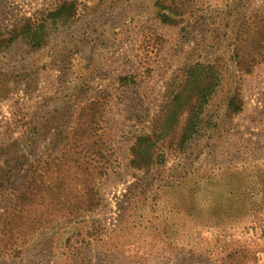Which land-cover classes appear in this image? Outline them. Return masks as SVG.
<instances>
[{
    "label": "rangeland",
    "instance_id": "rangeland-1",
    "mask_svg": "<svg viewBox=\"0 0 264 264\" xmlns=\"http://www.w3.org/2000/svg\"><path fill=\"white\" fill-rule=\"evenodd\" d=\"M64 1L74 19L48 28L42 48L18 38L0 53V149L35 140L37 165L56 168L46 157L90 120L69 166L102 173L97 204L30 231L0 264H264V0H0V33ZM195 62L220 73L197 134L133 169L130 148ZM11 183L0 186V219Z\"/></svg>",
    "mask_w": 264,
    "mask_h": 264
},
{
    "label": "trees",
    "instance_id": "trees-1",
    "mask_svg": "<svg viewBox=\"0 0 264 264\" xmlns=\"http://www.w3.org/2000/svg\"><path fill=\"white\" fill-rule=\"evenodd\" d=\"M162 10L170 11V8L164 7ZM74 15L75 4L64 1L54 10L42 13L40 19L33 18L18 30L0 33V53L18 38L30 49L42 48L48 28L68 24ZM162 19L171 21L166 15ZM219 82L220 73L214 65L198 62L188 65L181 87L166 101L152 134L136 138L130 148V167L143 171L162 164L163 156L159 153L161 145L177 136L181 148L190 141L198 132L201 116ZM228 108L234 112L240 110L234 99L229 101ZM91 124L90 120L86 121L81 135L73 134L76 139L66 140L58 156L49 154L46 157L47 162L60 163L62 167L58 165L51 169L37 165L39 161L35 160L36 154L32 151L35 140L18 139L9 143L5 149H0L3 153L8 151L0 173V186L4 182H17L15 188L11 183L10 198L2 204L0 256L18 255L30 231L36 234L68 226L75 217L96 207L93 183L102 173L79 168L73 170L69 166L79 164V154L75 151L81 145V136L90 135ZM31 127L28 130L34 131V126ZM71 152H74L75 158ZM27 214L30 218L26 217Z\"/></svg>",
    "mask_w": 264,
    "mask_h": 264
}]
</instances>
